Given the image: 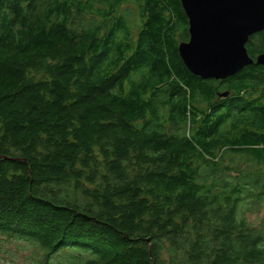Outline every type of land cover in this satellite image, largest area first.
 <instances>
[{
    "label": "trees",
    "instance_id": "1",
    "mask_svg": "<svg viewBox=\"0 0 264 264\" xmlns=\"http://www.w3.org/2000/svg\"><path fill=\"white\" fill-rule=\"evenodd\" d=\"M187 26L180 0H0V236L32 264H264V68L191 74Z\"/></svg>",
    "mask_w": 264,
    "mask_h": 264
},
{
    "label": "water",
    "instance_id": "2",
    "mask_svg": "<svg viewBox=\"0 0 264 264\" xmlns=\"http://www.w3.org/2000/svg\"><path fill=\"white\" fill-rule=\"evenodd\" d=\"M180 4L188 40L179 42L177 51L191 74L224 80L248 65L264 68V51L251 58L246 48L251 35L264 32V0H180Z\"/></svg>",
    "mask_w": 264,
    "mask_h": 264
},
{
    "label": "rangeland",
    "instance_id": "3",
    "mask_svg": "<svg viewBox=\"0 0 264 264\" xmlns=\"http://www.w3.org/2000/svg\"><path fill=\"white\" fill-rule=\"evenodd\" d=\"M133 10V5L130 3L124 4V8ZM132 19L133 17L130 16ZM222 93V92H221ZM226 98V97H219ZM264 217V206L258 212L246 213V219L255 225H258ZM41 254V251L29 244L0 236V264H32L35 258Z\"/></svg>",
    "mask_w": 264,
    "mask_h": 264
},
{
    "label": "flooded vegetation",
    "instance_id": "4",
    "mask_svg": "<svg viewBox=\"0 0 264 264\" xmlns=\"http://www.w3.org/2000/svg\"><path fill=\"white\" fill-rule=\"evenodd\" d=\"M259 33L264 35V32H259ZM253 35H251L248 38V41L251 40ZM187 39H188V37H187ZM246 45H247V43H246ZM226 79L220 80V81L222 82V81H225ZM249 96H250V101L253 103V107H259L261 104H264V91H258V92L257 91H251V92H249Z\"/></svg>",
    "mask_w": 264,
    "mask_h": 264
},
{
    "label": "bare ground",
    "instance_id": "5",
    "mask_svg": "<svg viewBox=\"0 0 264 264\" xmlns=\"http://www.w3.org/2000/svg\"><path fill=\"white\" fill-rule=\"evenodd\" d=\"M168 29V28H167ZM168 37V36H167ZM161 38V37H160ZM129 98V97H128ZM136 98V97H135ZM220 102V101H219ZM194 124V123H193ZM211 137V136H210ZM142 182V181H141ZM139 184V183H138ZM180 187V186H179ZM203 254V253H202Z\"/></svg>",
    "mask_w": 264,
    "mask_h": 264
}]
</instances>
